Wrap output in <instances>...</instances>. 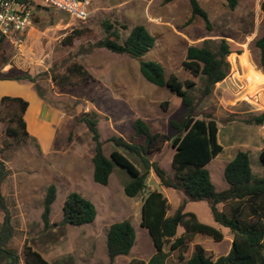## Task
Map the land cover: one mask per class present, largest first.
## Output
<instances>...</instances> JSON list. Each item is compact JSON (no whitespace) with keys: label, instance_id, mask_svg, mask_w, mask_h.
<instances>
[{"label":"rangeland","instance_id":"374dc122","mask_svg":"<svg viewBox=\"0 0 264 264\" xmlns=\"http://www.w3.org/2000/svg\"><path fill=\"white\" fill-rule=\"evenodd\" d=\"M199 2L208 12L211 30L200 16L192 17L190 0H94L85 21L44 6L37 11L35 30L22 43L0 41V99L5 95L20 96L29 102L24 115L29 135L21 141L6 133L8 126L17 125L10 116L19 107L8 101L0 104V168L5 172L0 183L4 206L0 207V223L9 216L11 235L6 247L17 254L19 264H26V241L53 264H147L157 253L149 230L141 225L148 190L157 188L164 193L170 203L169 215L184 200L182 191L162 186L152 169L147 189L135 197L125 194L124 185L130 177L117 165L107 185L94 181V144L82 121L84 113L97 119L107 156L115 149L109 138L117 135L131 141L133 121L144 118L154 133L167 135L166 141L148 156L172 176L175 134L170 121L183 119L187 111L180 96L142 76L140 59L97 46L106 34L105 22L119 31L121 42L135 25H145L156 43L141 59L159 61L167 76L176 74L182 81L196 82L190 91L196 103L195 114H212L218 121L219 142L224 147L207 165L217 190L228 186L224 169L238 149L248 152L254 174L264 176L260 160L264 122L257 125L251 121L264 111V72L255 44L264 35L262 0H238L234 9L226 0ZM222 38L229 41L232 49L227 57L229 73L200 99L203 79L183 65L187 48L209 39L210 47L216 49ZM75 64L92 77L71 73L69 68ZM25 73L34 80L2 79ZM260 74L262 85L256 82ZM126 154L143 170L136 156ZM50 184L56 185L57 197L51 208L52 226L45 230L42 212ZM73 191L95 204L98 214L93 222L81 226L62 224L64 201ZM185 210L220 228L224 237L216 241L198 233L187 246L177 249L171 246L175 240L172 238L164 246L165 264H186L197 244L214 258L230 251L233 235L215 222L208 201L188 200ZM124 219L135 228V243L129 254L117 256L110 263L107 233L111 224ZM183 230L180 226L177 236Z\"/></svg>","mask_w":264,"mask_h":264},{"label":"trees","instance_id":"16d2710c","mask_svg":"<svg viewBox=\"0 0 264 264\" xmlns=\"http://www.w3.org/2000/svg\"><path fill=\"white\" fill-rule=\"evenodd\" d=\"M226 1L231 9L238 5V0ZM190 4L192 17L200 16L207 29L211 30L212 24L208 12L201 6L199 0H190ZM261 9L264 13V0L261 2ZM104 26L106 34L96 43L97 46L140 59L142 76L157 86H167L182 98L187 108L183 119L170 121L175 134L172 142L174 148L172 176L148 156L151 151L158 149L166 141L167 135L154 133L144 118L137 117L133 121L131 141L117 135L109 138L115 149L112 150L110 156H107L104 153V142L101 140L97 119L89 112L82 116V121L89 129L94 144L92 161L95 182L107 185L117 165L124 169L130 177L124 185L125 194L135 197L147 189V177L152 169L162 186L184 193L182 203L173 214L169 215L170 203L164 193L157 188L148 190L143 200L141 225L149 230L157 253L147 264H165L164 246L172 238H175L171 244L173 249L187 246L198 233L207 234L216 241L223 239L224 233L220 228L202 222L196 213L185 210L188 200L208 201L215 222L220 227L229 229L233 235V241L230 251L218 258L209 255L204 246L197 244L192 255L186 260V264H264V176L254 174L248 152L242 149L237 150L224 169V177L228 186L217 190L207 165L224 150V147L219 142L218 121L212 114L206 113L201 117L195 114L196 103L190 91L195 88L196 82L182 81L176 74L167 76L163 64L159 61L141 59L156 43L155 36L145 25H135L123 42H121L119 31L111 23L105 22ZM68 38H72V35ZM1 40L4 38H0ZM210 42L207 39L201 45H190L183 61V65L192 74L203 79L200 99L209 95L214 86L225 79L230 70L227 57L232 49L229 41L225 38L220 39L216 49L210 47ZM255 44L259 49V63L264 72V35L257 38ZM69 70L86 79L92 77L79 64L73 65ZM2 79L34 80L28 73ZM7 101L11 105H17L19 109L10 116V121L16 122L17 125L8 126L6 133L17 141H21L29 135L24 117L29 102L20 96L5 95L1 98L0 104L3 106ZM251 121L261 125L264 122V111L254 115ZM126 152L139 159L143 170L129 158ZM260 160L264 165V148L260 152ZM4 175L5 172L1 167L0 183ZM56 197L57 187L55 184H50L44 198L42 212L45 230L52 226L50 214ZM0 207H4L1 194ZM97 214L98 210L90 199L73 191L64 201L62 224L81 226L93 222ZM180 226L184 230L181 235L177 236ZM10 235L11 225L9 216L6 215L4 221L0 223V264H19L17 254L11 248L6 247ZM135 239L136 231L130 220L124 219L111 224L107 233L109 262L112 263L117 256L129 254ZM24 255L26 264H53L27 241L24 244Z\"/></svg>","mask_w":264,"mask_h":264},{"label":"built area","instance_id":"2783aa9c","mask_svg":"<svg viewBox=\"0 0 264 264\" xmlns=\"http://www.w3.org/2000/svg\"><path fill=\"white\" fill-rule=\"evenodd\" d=\"M49 6L64 10L85 21L94 0H44ZM32 21L29 0H0V38L22 43Z\"/></svg>","mask_w":264,"mask_h":264},{"label":"crops","instance_id":"0c3cea01","mask_svg":"<svg viewBox=\"0 0 264 264\" xmlns=\"http://www.w3.org/2000/svg\"><path fill=\"white\" fill-rule=\"evenodd\" d=\"M29 6L31 7L32 10V21L31 24L26 31L25 36H29L33 31L35 30L37 26V21H38V15L37 11L41 10L44 6H49L44 0H29ZM52 7V6H50ZM55 8V7H52ZM264 76V75H263ZM1 100V99H0Z\"/></svg>","mask_w":264,"mask_h":264},{"label":"bare ground","instance_id":"6f19581e","mask_svg":"<svg viewBox=\"0 0 264 264\" xmlns=\"http://www.w3.org/2000/svg\"><path fill=\"white\" fill-rule=\"evenodd\" d=\"M258 83V85H262L263 84V76L262 74L259 75L258 80L256 81ZM249 92H251V90H249Z\"/></svg>","mask_w":264,"mask_h":264}]
</instances>
